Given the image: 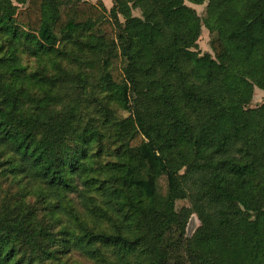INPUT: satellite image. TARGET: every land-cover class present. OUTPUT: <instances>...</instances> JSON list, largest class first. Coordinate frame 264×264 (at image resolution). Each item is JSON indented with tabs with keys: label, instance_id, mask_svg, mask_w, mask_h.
I'll list each match as a JSON object with an SVG mask.
<instances>
[{
	"label": "trees",
	"instance_id": "obj_1",
	"mask_svg": "<svg viewBox=\"0 0 264 264\" xmlns=\"http://www.w3.org/2000/svg\"><path fill=\"white\" fill-rule=\"evenodd\" d=\"M256 86L264 0H0V264H264Z\"/></svg>",
	"mask_w": 264,
	"mask_h": 264
},
{
	"label": "rangeland",
	"instance_id": "obj_2",
	"mask_svg": "<svg viewBox=\"0 0 264 264\" xmlns=\"http://www.w3.org/2000/svg\"><path fill=\"white\" fill-rule=\"evenodd\" d=\"M105 1H104L105 4L108 3V4H106L108 9L111 8L112 0H105ZM94 2H96V1H94ZM187 4L192 6L193 8H195L201 17H204L206 15L207 2L204 4H194V3L187 1ZM133 13H134V15H137V16L141 15V11L139 9H134ZM120 19L121 20H117L114 22L117 27H119L121 24V21H123V18H120ZM210 40H211L210 31L205 26H203L201 36L198 40L199 49L202 53H205V52L213 53L211 46H210ZM101 85H102V81H98L97 83L94 84V91L98 97L101 96V94H100ZM263 103H264V90L256 86L254 88V95H253L252 101H251L249 106L257 107ZM119 112L123 116H127L129 114L127 111H119ZM223 124L225 126H229L230 122L227 120H224ZM188 203L189 202L187 200L179 201L178 206H183V205H186ZM199 224H200V222H199L197 216L193 215L191 217L189 223H188V226H187V236L189 238H191L193 236V234H194L196 228L199 226ZM74 257L78 262H81L84 264L90 263L89 261H86L82 256H80L78 254H75Z\"/></svg>",
	"mask_w": 264,
	"mask_h": 264
},
{
	"label": "crops",
	"instance_id": "obj_3",
	"mask_svg": "<svg viewBox=\"0 0 264 264\" xmlns=\"http://www.w3.org/2000/svg\"><path fill=\"white\" fill-rule=\"evenodd\" d=\"M90 1H92V2L96 1V2H97V1H99V0H90ZM101 1L104 2L105 0H101ZM96 2H94V3H96ZM105 2H106V1H105ZM105 2H104V3H105ZM106 4H108V3H106ZM106 4H105V5H106ZM106 6H107V5H106Z\"/></svg>",
	"mask_w": 264,
	"mask_h": 264
}]
</instances>
